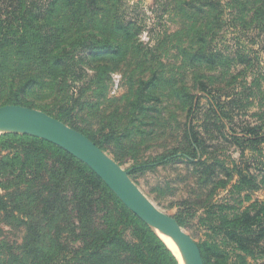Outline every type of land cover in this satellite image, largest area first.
Masks as SVG:
<instances>
[{
  "label": "rangeland",
  "instance_id": "rangeland-1",
  "mask_svg": "<svg viewBox=\"0 0 264 264\" xmlns=\"http://www.w3.org/2000/svg\"><path fill=\"white\" fill-rule=\"evenodd\" d=\"M99 5L76 25L94 37L64 39L68 70L51 63L55 50L45 62L39 59L34 67L40 83L23 102L99 146L195 239L206 264H264V235H253L247 249L227 235L246 211L259 212L257 220L264 223V140L245 137L250 127L264 134V0ZM14 131L37 135H0ZM5 141L0 140V198L8 204L0 211V264H74L73 247L84 226L73 205L82 192L81 171L55 149L41 147L24 157L20 148L17 156L18 144ZM56 198L62 204L53 210ZM137 228L131 223L126 233L134 236Z\"/></svg>",
  "mask_w": 264,
  "mask_h": 264
},
{
  "label": "trees",
  "instance_id": "trees-1",
  "mask_svg": "<svg viewBox=\"0 0 264 264\" xmlns=\"http://www.w3.org/2000/svg\"><path fill=\"white\" fill-rule=\"evenodd\" d=\"M99 2L100 0H0V106L18 104L34 108L23 101L27 99L31 89L40 83L35 63L39 59L45 62L42 58L55 50V61L51 63L60 72L68 70L67 60L64 59L68 46L64 45V39H90V35L94 37L93 32L89 36H85L83 31L80 33L76 25H82L88 14L92 17L97 13L101 8ZM41 65L51 69L46 64ZM202 89L215 113L223 121L219 107L215 106L214 95L206 85ZM230 134L237 138L234 133ZM245 137L253 142L264 140V134L258 132L256 127L248 128ZM193 138L196 140L192 133L191 139ZM0 140L17 143V156H20V148L24 157L37 154L41 147L55 149L81 171L82 192L79 200H75L77 204L73 205L78 206V217L84 226L81 227L83 234L80 235V244L73 247L74 264H179L157 233L129 210L105 182L75 155L47 139L29 133H3ZM197 164L204 169L208 167L202 161ZM57 203L62 204V199H54L53 210L58 209ZM7 204L4 198H0V211L6 210ZM110 208L116 213L115 219L110 216ZM256 214L246 211L238 219V227L227 233L240 248L247 249L253 235H264V223H259ZM178 217L181 219L180 215ZM97 218L100 221L96 227L86 225V221L93 223ZM131 223L138 227L134 236L126 233ZM202 255L204 258V254ZM204 261L206 264L205 258Z\"/></svg>",
  "mask_w": 264,
  "mask_h": 264
},
{
  "label": "water",
  "instance_id": "water-1",
  "mask_svg": "<svg viewBox=\"0 0 264 264\" xmlns=\"http://www.w3.org/2000/svg\"><path fill=\"white\" fill-rule=\"evenodd\" d=\"M4 118L35 121L46 125L67 139L74 146V149H69L52 139L49 140L59 144L86 163L153 230L157 232L155 227H159L177 238L186 247L193 264H205L202 251L195 239L179 225L173 216L160 209L134 182L128 180L127 173L120 171L101 148L85 134L69 127L42 110L24 105L6 104L0 106V119ZM158 235L160 236L159 233Z\"/></svg>",
  "mask_w": 264,
  "mask_h": 264
},
{
  "label": "bare ground",
  "instance_id": "bare-ground-1",
  "mask_svg": "<svg viewBox=\"0 0 264 264\" xmlns=\"http://www.w3.org/2000/svg\"><path fill=\"white\" fill-rule=\"evenodd\" d=\"M12 130L27 132L29 131L45 138H51L54 141H57L58 143L68 147L69 149H74V146L67 139L63 138L61 135H59L44 124H40L35 121L21 120L15 118L0 119V132ZM167 234H162V237L166 241L168 246L175 252L181 264H190L191 262L187 258L186 249L184 245L174 236H169Z\"/></svg>",
  "mask_w": 264,
  "mask_h": 264
}]
</instances>
